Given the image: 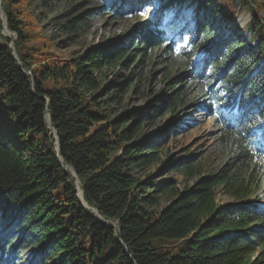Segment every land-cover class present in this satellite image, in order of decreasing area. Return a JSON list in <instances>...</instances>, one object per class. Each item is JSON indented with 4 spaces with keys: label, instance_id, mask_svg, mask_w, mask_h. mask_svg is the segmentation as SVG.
Here are the masks:
<instances>
[{
    "label": "trees",
    "instance_id": "1",
    "mask_svg": "<svg viewBox=\"0 0 264 264\" xmlns=\"http://www.w3.org/2000/svg\"><path fill=\"white\" fill-rule=\"evenodd\" d=\"M200 1L192 9L201 4L212 19L196 16L195 38L179 55L169 94L151 109L110 117L96 94L102 68L142 54L141 76L150 65L143 53L161 45L163 57L149 59L148 70L164 65L169 75L177 40L146 27L129 46L33 63L17 3L1 0L6 29L16 38L2 34L0 19V115L11 122L17 144L0 130V264H264V208L245 202L264 183V18L257 14L263 4L240 0V10L251 14L241 39L224 33L235 16L232 0ZM82 23L70 17L62 30L76 33ZM199 51L203 58L191 63ZM188 87L204 98L223 162L182 190L142 182L133 171L156 160L157 141L138 140L133 127L152 123L162 108L175 112ZM53 131L63 165L74 170L84 202L102 220L81 204L75 178L56 156ZM182 170L196 174L190 160ZM149 186L170 192L161 209L154 210L159 198ZM218 187L237 202L219 205ZM24 248H37L27 262L19 259Z\"/></svg>",
    "mask_w": 264,
    "mask_h": 264
},
{
    "label": "rangeland",
    "instance_id": "2",
    "mask_svg": "<svg viewBox=\"0 0 264 264\" xmlns=\"http://www.w3.org/2000/svg\"><path fill=\"white\" fill-rule=\"evenodd\" d=\"M122 1L114 7L112 6L114 0H16L15 2L12 0L13 3H17L15 7L21 13L20 20L27 31L28 41L25 47L33 63H38L47 56L75 58L78 54H87L94 48L114 49L124 43L129 46L146 27L162 29L167 36L177 40L174 48L177 59L172 62L169 75L164 65L158 66L154 73L148 70L152 68L149 59L156 57L157 60V56L163 57L164 48L161 45L143 53L146 57L145 62H149L150 65L141 76H137L136 73L139 70L138 61L142 54L134 55L127 64L102 68L100 89L96 94H101L100 100L104 102L110 117L125 115L134 110L151 109L157 99L169 94V80L181 70L179 55L191 49L190 40L195 38L191 31L196 26V16L203 20L212 19L210 14L205 13L201 4L193 6L192 9V5L200 3V0ZM232 2L235 16L224 33L226 36L235 33L236 36L241 35V39H244L245 34L242 30L251 19V14L249 11L240 10V0H232ZM258 2L263 5L257 14L264 18V0ZM238 16L245 17L239 27L234 22ZM70 17H80L83 26L76 33L70 31L66 34L62 29ZM156 21L157 23H154ZM6 33L8 35L5 36L16 38L8 30ZM202 41L203 39H198L197 43ZM204 54L205 51H199L190 59L191 63H198ZM122 86L127 88L123 93L119 92ZM113 95H121L120 102H109ZM184 100V105L179 106L175 112L169 113L162 108L152 123L145 122L139 129L136 125L133 127L132 131L136 132L138 140L157 141L154 149L156 160L133 171L142 182L159 183L162 184V188L168 190L172 187L182 190L193 184L199 175L213 172L223 162L215 139L217 127L207 116L204 98L195 87H188ZM0 130L2 136L11 144H17L11 122L1 115ZM185 160H190V163L194 164L196 168L194 177H189L183 172L182 166ZM168 190L161 193L160 188L153 186L146 188L152 196L159 198V205L155 206L154 210L161 209L171 199ZM216 202L222 206L231 205L237 200L222 187H218ZM245 202H254L264 208V183L255 194L246 198ZM37 248H24L22 250L24 254L19 256L20 261L31 260L32 253Z\"/></svg>",
    "mask_w": 264,
    "mask_h": 264
},
{
    "label": "water",
    "instance_id": "3",
    "mask_svg": "<svg viewBox=\"0 0 264 264\" xmlns=\"http://www.w3.org/2000/svg\"><path fill=\"white\" fill-rule=\"evenodd\" d=\"M0 18H1V20H2V28H3L2 33H3L4 35H8V34L6 33V32H7V29H6V23H5V21H6L5 13H4V11L1 9V7H0ZM10 47L13 49V42L10 43ZM47 122H48V127L51 128V126H50V122H49V120H48V116H47ZM53 135H54V138H55V140H56V141H55L56 151H57L56 156L59 158V161H60L59 163H60V165H62L65 169H68V170L72 173L73 177L75 178V186H76V190H77V196H78V198H79L81 204H82L86 209H88V210L94 212V214H95L96 216H99V214L97 213V211H96L95 208H90V207H88V206L86 205V203L84 202L83 197H82V190L80 189L79 181H78V179H77V177H76V173L74 172V170H73L70 166L63 165V163H62V161H61V158H60L59 155H58V150H59V149H58L57 134H56L55 131H53ZM99 217H100V216H99ZM100 219L102 220L101 217H100Z\"/></svg>",
    "mask_w": 264,
    "mask_h": 264
},
{
    "label": "bare ground",
    "instance_id": "4",
    "mask_svg": "<svg viewBox=\"0 0 264 264\" xmlns=\"http://www.w3.org/2000/svg\"><path fill=\"white\" fill-rule=\"evenodd\" d=\"M244 20H245V17L244 16H238L236 19H235V25L237 26V27H239V25H242L243 24V22H244Z\"/></svg>",
    "mask_w": 264,
    "mask_h": 264
}]
</instances>
